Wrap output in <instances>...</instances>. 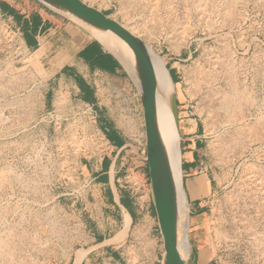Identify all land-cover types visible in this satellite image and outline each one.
<instances>
[{
    "label": "rangeland",
    "instance_id": "1",
    "mask_svg": "<svg viewBox=\"0 0 264 264\" xmlns=\"http://www.w3.org/2000/svg\"><path fill=\"white\" fill-rule=\"evenodd\" d=\"M82 1L120 24L152 29L151 41L138 37L166 61L181 155L182 144L195 151L197 168L189 188L198 198L188 204L185 195L191 245L185 264H198V254L205 264H264V0ZM44 64L17 50L0 17V239L6 237L13 256L0 264H81L86 253L82 167L100 151L101 134L90 108L63 91L73 78L61 85ZM122 65L127 88L137 95ZM128 96L119 104L113 96L111 111L125 134H141L145 147L143 114L138 127ZM107 216L117 223L108 226L112 235L121 217ZM135 231L121 254L90 264H138L145 244Z\"/></svg>",
    "mask_w": 264,
    "mask_h": 264
},
{
    "label": "crops",
    "instance_id": "2",
    "mask_svg": "<svg viewBox=\"0 0 264 264\" xmlns=\"http://www.w3.org/2000/svg\"><path fill=\"white\" fill-rule=\"evenodd\" d=\"M0 17L15 37L17 50L23 56L40 57L44 67L53 72L51 76L60 77L61 85L67 77L73 78L74 85L63 91L70 99L77 97L79 102L90 108L95 132L101 134L100 151L89 156L82 167L80 196L83 208L80 212L87 220L88 239L81 264H90V259L105 257L109 261L111 256L121 254L118 250L124 251L123 245L131 228H135L145 244L138 264H162L163 241L141 134H125L118 125L121 120L111 111V98L115 96L118 104L123 103L128 91L132 116L139 127L140 121L136 117L142 114L140 98L127 88L122 65L81 25L37 0H0ZM185 149L182 144L180 169L184 192L188 204H191L196 196L190 192L189 185L195 183L193 180L196 178L191 179L190 176L197 168L194 165L195 151L187 152ZM78 201L77 195L76 203ZM105 212L121 217V223L112 235L108 226L117 227V223L110 216L105 219ZM125 214L130 218L128 224ZM122 233L126 234L125 240L123 236L119 237ZM202 255L198 254L193 261L205 264V256Z\"/></svg>",
    "mask_w": 264,
    "mask_h": 264
},
{
    "label": "water",
    "instance_id": "3",
    "mask_svg": "<svg viewBox=\"0 0 264 264\" xmlns=\"http://www.w3.org/2000/svg\"><path fill=\"white\" fill-rule=\"evenodd\" d=\"M37 1L64 14L77 24L79 23L69 15L96 29L110 32L112 35L123 41L132 51L134 57L133 74L137 78V81L132 77L130 72L129 74L132 77L142 106L145 132L144 159L148 166L151 194L157 215L158 227L163 241L162 264H185V261L180 255L177 241L176 185L157 129L155 102L156 81L152 57L148 49L151 51L153 50L141 38L123 27L122 24L108 17L98 9L89 6L82 0ZM83 28L86 29L85 27ZM117 60L122 65V62L118 58ZM168 73L170 76L169 71ZM171 80L173 82L172 78ZM170 105L175 124L178 125V106L175 93L171 97Z\"/></svg>",
    "mask_w": 264,
    "mask_h": 264
},
{
    "label": "bare ground",
    "instance_id": "4",
    "mask_svg": "<svg viewBox=\"0 0 264 264\" xmlns=\"http://www.w3.org/2000/svg\"><path fill=\"white\" fill-rule=\"evenodd\" d=\"M65 14H67V13H65ZM69 16L72 19L76 20L77 22L83 24L84 27H86V29H88V30L92 29L95 32V34L98 36V38L101 40V42L105 43L107 48L110 51H112L118 57V59L124 64V66L130 72L132 77L135 78L137 81V78L133 74V72H134L133 53L123 41H121L120 39H118L117 37L112 35L110 32H106V31L96 29V28L76 19L75 17H73L71 15H69ZM122 25H123V27H125L127 30H129L132 34H134L136 36H138L140 34L141 35L144 34V36L148 37L147 38L148 40L150 39L149 41H151V39H154L156 37L155 33L152 29H145V27H143L142 25L132 24L131 22L126 23L125 25L124 24H122ZM157 39H155V40H157ZM148 40H146V41H148ZM165 41H166V39H165ZM171 48H173L172 45H171ZM148 50H149L150 55L152 57V63H153L155 81H156L155 102H156V114H157V129H158L160 141L163 145L166 157H167L168 162H169V166H170V169H171V172L173 175V180L175 182L176 190H177V241H178V249H179L180 255L184 260L186 257L189 256V252H188L187 248L189 249L190 245L188 246V244L186 242V238H185V236H186L185 232L187 231V207H186L184 188L182 185V173H181V169H180L182 156H181V152H180V142H179L180 141L179 126H178L179 124L178 125L175 124L173 114H172L171 105H170L171 97L175 93V87H174L175 85L169 76V73H168V70L166 67V61H164L157 53L151 51L150 49H148ZM233 96H234V94H233ZM233 96L231 98H233ZM229 98H227V99H229ZM230 101H231V99H230ZM228 103L231 104L230 102H228ZM226 105H228V104L226 103ZM214 114H213V116L215 117L216 114L215 115ZM219 146H221V145H219ZM218 149H220V148H218ZM202 187L204 188V181L203 180H201L200 191H201ZM125 216H126L125 220L127 221L126 223L128 224L130 222V218L127 214H125ZM127 229L128 228H126V230ZM143 235H144V233H143ZM4 239L3 240L0 239V258H2V259L9 258V260H10V258H12L13 256H11L12 254L10 253V250L8 251V247H10V246L7 247L8 241L6 239L5 240ZM6 260H8V259H6Z\"/></svg>",
    "mask_w": 264,
    "mask_h": 264
}]
</instances>
